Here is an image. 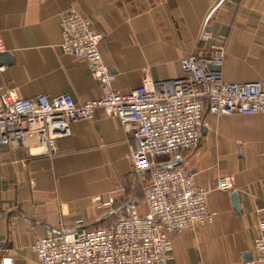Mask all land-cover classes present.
I'll use <instances>...</instances> for the list:
<instances>
[{
    "label": "crops",
    "instance_id": "1",
    "mask_svg": "<svg viewBox=\"0 0 264 264\" xmlns=\"http://www.w3.org/2000/svg\"><path fill=\"white\" fill-rule=\"evenodd\" d=\"M71 8L102 34L99 52L121 93L181 77L182 59L211 44L225 48L220 70L226 81L264 80V0H0V36L9 55L0 59V91L69 93L76 102L101 96L86 59L60 47L59 13ZM203 30L210 35L206 42H200ZM35 142L0 144V264L5 256L12 264H38L33 242L78 220L86 228L109 227L113 210L126 203L146 211L149 175L134 173L136 142L117 117L99 109L92 120L74 121L52 155L33 153ZM177 158L197 186L211 188L213 218L168 235V264H245L255 255L264 218V113L205 111L198 146L170 156ZM222 176L232 178L231 190L216 188ZM110 197L111 207L102 206Z\"/></svg>",
    "mask_w": 264,
    "mask_h": 264
},
{
    "label": "built area",
    "instance_id": "2",
    "mask_svg": "<svg viewBox=\"0 0 264 264\" xmlns=\"http://www.w3.org/2000/svg\"><path fill=\"white\" fill-rule=\"evenodd\" d=\"M65 54L84 58L98 80V99L76 102L69 93H39L23 97L15 89L0 91V144L23 147L35 139V154L52 155L57 140L71 134V123L92 120L97 110L117 117L132 132L136 142L130 150L134 173H148L143 186L146 211L126 203L114 209L115 222L109 227L86 228L81 220L74 227H62L31 245L38 264H168L175 235L210 222L207 194L181 165L159 164L161 156H175L198 146L205 111L212 115L264 113V80L230 82L223 78L224 46L197 47L182 59L184 74L164 81L143 83L129 92L113 87L115 73L102 59L97 32L89 18L76 8L60 11ZM210 38L203 30L200 42ZM4 50L0 36V52ZM218 67L213 70L210 67ZM2 66H0V71ZM230 176L218 179L216 188L229 191ZM100 201L99 196L93 197ZM114 198L101 202L111 207ZM261 233L255 239V255L245 264L264 263V218L258 222ZM5 256L1 264H12Z\"/></svg>",
    "mask_w": 264,
    "mask_h": 264
},
{
    "label": "water",
    "instance_id": "3",
    "mask_svg": "<svg viewBox=\"0 0 264 264\" xmlns=\"http://www.w3.org/2000/svg\"><path fill=\"white\" fill-rule=\"evenodd\" d=\"M4 56H9V55L5 51L0 52V59H1V57H4ZM210 68L213 69V70H217L218 69V67H215V66H211ZM179 160L180 159L177 158V159L173 160L170 164L171 165L177 164L179 162ZM232 197L234 198L235 202H237V193L235 191L232 193Z\"/></svg>",
    "mask_w": 264,
    "mask_h": 264
},
{
    "label": "trees",
    "instance_id": "4",
    "mask_svg": "<svg viewBox=\"0 0 264 264\" xmlns=\"http://www.w3.org/2000/svg\"><path fill=\"white\" fill-rule=\"evenodd\" d=\"M163 157H168V156H161L162 159H164ZM157 159L159 160V157ZM164 161H165L164 163L167 162L168 164H170L172 162V160H170V156L168 158L164 159Z\"/></svg>",
    "mask_w": 264,
    "mask_h": 264
},
{
    "label": "rangeland",
    "instance_id": "5",
    "mask_svg": "<svg viewBox=\"0 0 264 264\" xmlns=\"http://www.w3.org/2000/svg\"><path fill=\"white\" fill-rule=\"evenodd\" d=\"M168 157H169V156H168ZM168 157H163V158H165V159H166V158H168Z\"/></svg>",
    "mask_w": 264,
    "mask_h": 264
}]
</instances>
